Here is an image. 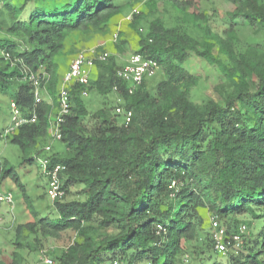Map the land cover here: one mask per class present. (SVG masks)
<instances>
[{
	"label": "trees",
	"instance_id": "obj_1",
	"mask_svg": "<svg viewBox=\"0 0 264 264\" xmlns=\"http://www.w3.org/2000/svg\"><path fill=\"white\" fill-rule=\"evenodd\" d=\"M226 1L231 10L225 38L196 24L195 13L192 28L184 17L166 21L157 15V0H147L146 11L132 14L129 28L138 35L134 54L156 61L164 79L148 90L145 77L129 94L130 84L116 76L123 66L114 57L94 61L96 76L89 85L69 90V114L59 127L64 149L46 157L47 170L65 166L60 174L65 196L80 186V198L51 201L53 217L35 218L32 211L34 221L17 225L16 236L25 229L41 245L39 237L74 233L69 246L48 253L55 264H181L182 243L196 237L199 209H205L227 234L238 218L248 216L243 224L247 240L237 249L228 246L209 264H264V46L261 53L260 47L235 51L231 29L241 23L264 31V0ZM171 3L177 14L185 15L197 0ZM3 7L11 22L0 27L5 34H0V93L11 92L21 115L34 114L36 121L11 135H4V129L0 140L19 148L21 164L33 166L46 155L41 145L50 139L49 123L58 109L55 58L74 32H106L122 5L118 0H24L15 7L4 0ZM190 58L217 68L225 79L218 100L198 104L191 99L199 76L182 66ZM34 81L45 89L50 104L35 102ZM87 89L104 96L114 92L117 107L131 112L129 124L118 125V114L111 116L108 107L90 114L81 95ZM8 178L31 207L18 175L5 161L0 186ZM11 257L5 264H21L17 253ZM207 262L199 257L197 264Z\"/></svg>",
	"mask_w": 264,
	"mask_h": 264
},
{
	"label": "rangeland",
	"instance_id": "obj_2",
	"mask_svg": "<svg viewBox=\"0 0 264 264\" xmlns=\"http://www.w3.org/2000/svg\"><path fill=\"white\" fill-rule=\"evenodd\" d=\"M3 1L4 0H0V27L5 29L10 25L11 20L8 18L7 12L3 7ZM23 1L24 0H8V2L15 7H19ZM146 1L147 0H118V3L122 5V11L111 19L106 32H74L71 37L67 39V41H71V43L67 42V46L70 45L71 52L67 55L64 53L67 51V47L65 51L59 53L55 58V62L58 65V74L63 72L66 67L69 66L70 62L78 55H83L86 60H93L97 55L105 53L107 56L114 57L118 66H125L137 50L138 41L137 33L130 30L128 22L132 18L134 12L146 11ZM157 1L161 3L160 7H158L159 12L157 15H163L166 21L171 22L176 18L180 19L184 17V21L187 22V28H192L193 19L191 14L195 13L199 17L198 21L195 22L196 24H200L202 27L207 26L217 38H225L227 36L225 31L228 29L229 25L226 22V13L231 10V6L226 0H197L194 7H186L185 15L177 14L175 9L171 6V0ZM240 24L241 23H237L231 26L233 34L236 37L234 50L243 52L246 48L254 49L260 47L258 53H261L264 46V31L249 29ZM140 27L142 28V26ZM0 34L3 36L5 35L4 32H0ZM120 42H122L121 52H118L116 49ZM216 53L217 49H214V54ZM1 54L2 51L0 50V56ZM182 66L191 73H196L199 76L198 84L191 91V99L195 103L201 104L208 99H219V86L225 83V79L220 77L217 68L196 58H190L182 64ZM87 72L91 79H93V77L95 78L96 70L94 65L90 66ZM60 77L62 76L60 75ZM163 79L164 75L162 69L158 66L153 76L146 77L147 89H152ZM89 89L86 90V95L82 96L83 102L89 113L92 114L99 109L108 107L110 115L115 116V108L119 104L117 95L111 92L104 96L100 95L95 90ZM39 92L43 101H50L46 96L45 89H41ZM11 101V92L5 94L0 93V133L10 124ZM115 118L118 125L123 124V115H116ZM88 126L91 127L92 123L88 122ZM46 147H49L50 150L46 151ZM41 148H43V152H45L46 155L37 158L35 164L30 166L20 163L22 154L17 146L9 144L5 138L0 140V170L4 167V162L7 161V163L13 167V172L18 175L19 182L23 185L25 194L31 201V207H28V204L24 201L22 191L10 178L5 180L3 186H0L1 196H5L8 193L11 196L9 202L0 201V262L3 264L12 259L11 254L13 252L20 256L19 260L21 264H44V257L52 259L48 256V253L51 252L52 249H54V254H56L72 243L71 240L74 236L72 232L68 235L62 234L58 239L39 237L41 245L36 243L34 236L29 235L25 229L21 231L19 236H16L15 227L17 225H24L30 221H34V216L31 215L32 211L36 212L35 218H39L46 214L51 217L54 216L53 203L47 199L45 194L47 178L44 173L43 160L53 152H62L64 148L61 143L51 139L45 141L41 145ZM80 190V186L71 187L63 201L79 199L80 197H78L77 193ZM199 215L201 223L197 227L196 237L189 243H182L185 253L181 258V264H197L199 257L203 258L204 261H208L207 264H209L211 262L210 259H218L220 257V254L216 253L215 255L213 253L215 252L214 247L209 245L211 240L210 220L212 215L205 209H199ZM247 220L248 216L246 215L238 218V224L230 227V233L231 231L233 232L239 224H244ZM220 223L222 224V222ZM258 224L259 223H256V228H258ZM255 231L256 229L252 232L255 233ZM104 232V230L99 231L96 236ZM247 234L248 230L246 234L243 235V242L247 240ZM16 242L21 243V245L17 246L15 244ZM206 245H209V248H207ZM210 254L212 257H210Z\"/></svg>",
	"mask_w": 264,
	"mask_h": 264
},
{
	"label": "built area",
	"instance_id": "obj_3",
	"mask_svg": "<svg viewBox=\"0 0 264 264\" xmlns=\"http://www.w3.org/2000/svg\"><path fill=\"white\" fill-rule=\"evenodd\" d=\"M136 13V12H134ZM107 54H100L93 60H86L83 55H78L75 57L69 67L67 72L64 74L61 87L58 94L57 104L58 110L54 118V121L51 123L50 127V137L55 141L61 140V134L59 127L61 123L65 120V117L69 114L70 109V100L68 89L70 86L78 84L81 86H87L89 82V74L87 69H90V66L93 65L94 61H105ZM158 65L156 61L152 59H145L139 54H133L130 60L127 62L122 69L116 71L117 78L121 79L124 82L130 84L129 94L132 93L135 87L139 86L145 77L153 76L154 72L157 70ZM34 85L37 86L38 82L34 81ZM85 95V92L82 93ZM35 101L38 103L40 101L39 95L35 93ZM115 113L118 115H123L124 117V126H127L131 119V112L124 111L121 107L115 109ZM35 122V116L31 118H25L20 115L19 109L16 104H11V125L6 129L5 134L11 135L14 133L20 126L25 124H30ZM46 151H49L50 148L46 147ZM49 164L48 159L43 160L44 173L47 178V188L46 195L50 201H61L65 197V193L61 188V179L60 174L65 171V166L57 164L50 167L47 170ZM11 199L10 194L5 196L0 195V201L9 202ZM158 229H161L158 226ZM210 235L213 243V247L216 253L224 255L228 246H231L232 249H237L242 244L243 235L246 232V227L240 225L234 232L227 234L225 228L220 225L219 221L215 218L210 220ZM44 264H53L52 259L48 257L43 258Z\"/></svg>",
	"mask_w": 264,
	"mask_h": 264
},
{
	"label": "clouds",
	"instance_id": "obj_4",
	"mask_svg": "<svg viewBox=\"0 0 264 264\" xmlns=\"http://www.w3.org/2000/svg\"><path fill=\"white\" fill-rule=\"evenodd\" d=\"M131 19H132V18H131ZM131 19H130V20H131ZM3 55H4V54H3ZM70 63H71V62H70ZM69 65H70V64H69ZM93 65H94V63H93ZM68 67H69V66H68ZM94 67H95V66H94ZM67 70H68V68H67ZM67 70L64 72V74L67 72ZM64 74L62 75V77H60L58 94H59V90H60V87H61V82H62V79H63ZM90 75H91V74H90ZM90 79H91V77L89 76V81H90ZM75 85H78V84H75ZM75 85L70 86L69 89H68V92H69V90L71 89V87H73V86H75ZM88 85H89V82H88ZM88 85H87V86H88ZM79 86H81V85H79ZM87 86H85V87L82 86V87L86 88ZM41 89H42V88L39 87V84H38L37 86H35L34 98H35V93L37 92L38 95H39V98H40V101H39V102L43 101V99H41V97H40V92H39V90H41ZM83 92H85V95H86V90H83ZM83 92H82V93H83ZM82 93H81V95H82ZM82 96H84V95H82ZM57 99H58V96H57ZM69 100H70V93H69ZM44 101H45V100H44ZM35 102H36V101H35ZM39 102H38V103H39ZM46 102H47V101H46ZM50 102H51V101H49L48 104H50ZM12 103H14V102H11V104H12ZM56 103H57V101H56ZM11 104H10V111H11ZM14 104H15V103H14ZM57 105H58V104H57ZM17 107H18V106H17ZM116 108H117V107H116ZM116 108H115V109H116ZM18 109H19V108H18ZM57 110H58V109H57ZM19 112H20V109H19ZM56 114H57V112L55 113V116H56ZM20 115H21V112H20ZM33 115H34V114H33ZM33 115H32V116H33ZM21 116H22V115H21ZM32 116H31V117H32ZM34 116H35V115H34ZM55 116L53 117V119H51V121H50V123H49V127H51V123L54 121ZM22 117H23V116H22ZM31 117H28V118H31ZM25 118H27V117H25ZM35 121H36V118H35ZM30 124H32V123H30ZM10 125H11V116H10V124H9V126H10ZM25 125H27V124H25ZM9 126H8V127H9ZM22 126H23V125H22ZM8 127H7V128H8ZM20 127H21V126H20ZM7 128H6V129H7ZM6 129H5V131H6ZM15 132H16V131H15ZM15 132H14V133H15ZM4 135H5V133H4ZM48 136H49V138L51 139V137H50V128H49V130H48ZM51 140H53V139H51ZM8 194H9V193H8ZM240 225H243V224H240ZM240 225H239V226H240Z\"/></svg>",
	"mask_w": 264,
	"mask_h": 264
},
{
	"label": "crops",
	"instance_id": "obj_5",
	"mask_svg": "<svg viewBox=\"0 0 264 264\" xmlns=\"http://www.w3.org/2000/svg\"><path fill=\"white\" fill-rule=\"evenodd\" d=\"M69 37H71V35L69 36ZM68 37V38H69ZM67 38V39H68ZM67 39H66V41H65V43H64V50L63 51H65V49L68 47V49H67V51L66 52H64L66 55L68 54V53H70L71 52V49H70V45H68L67 46V42H70L71 43V41H67ZM70 40V39H69ZM69 57H71V56H69ZM57 64V63H56ZM58 66V65H57ZM68 67V66H67ZM67 67H66V69L63 71V72H61L60 74H58L59 75V81H60V75L62 76L63 74H64V72L67 70ZM59 73V72H58Z\"/></svg>",
	"mask_w": 264,
	"mask_h": 264
}]
</instances>
